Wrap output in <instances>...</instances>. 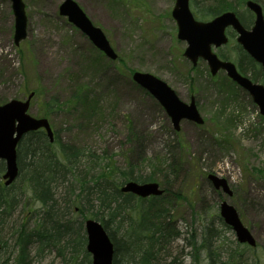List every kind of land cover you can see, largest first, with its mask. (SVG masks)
<instances>
[{"label": "rangeland", "instance_id": "1", "mask_svg": "<svg viewBox=\"0 0 264 264\" xmlns=\"http://www.w3.org/2000/svg\"><path fill=\"white\" fill-rule=\"evenodd\" d=\"M61 1L23 0L26 37L16 45L11 1L0 0V102L23 99L37 90L28 112L42 117L43 103L51 96L60 102L68 100L77 83L71 73H78V83L85 86L95 108L81 114L67 106L47 117L48 121L58 139L86 146L104 162L120 168L130 162L143 175L167 178L170 199L149 207L150 214H166L168 226L179 232L178 238H168L160 247L166 264H207L203 238L215 246L220 261L264 264V116L249 93L223 71L211 75L204 60L193 66L183 56L186 43L177 38L171 16L175 0H75L103 31L116 60L106 57L58 13ZM227 1L241 20L242 16L250 20L245 21L250 26L253 15L244 1ZM259 2L263 6V0ZM203 7V0H196V5L190 0L191 11L199 20L209 19L198 15ZM236 45L235 37L230 36L228 43L215 51L236 63ZM133 71L149 72L164 80L185 102L193 96L203 123L182 120L175 131L157 100L132 80ZM249 71L263 75L258 64ZM23 173L10 190L19 193L10 216L14 224H32L41 206L24 188ZM209 173L225 178L232 195L215 189L207 178ZM222 200L235 207L256 246L237 242L233 230L219 216ZM126 213L128 219L138 215L134 202ZM74 216L79 217L76 209L70 214ZM6 238L0 264H13L14 237ZM54 256L51 252L33 257L31 264H61Z\"/></svg>", "mask_w": 264, "mask_h": 264}, {"label": "trees", "instance_id": "2", "mask_svg": "<svg viewBox=\"0 0 264 264\" xmlns=\"http://www.w3.org/2000/svg\"><path fill=\"white\" fill-rule=\"evenodd\" d=\"M193 3L196 5V0ZM203 5L198 14L201 18H210L225 10L236 12L235 6L226 0H203ZM242 18L244 26L248 27L245 21L250 20ZM236 49L239 54L236 59L238 70L264 84V72L262 77L258 71L250 72L249 69L256 67L255 62L239 45H236ZM218 55L228 59L221 51ZM71 75L77 79V83L68 100L60 102L56 96H51L49 101L43 103V117L52 116L67 106L81 114L89 113V108H95L85 86L78 83V73L73 72ZM32 92L37 94V90ZM24 159H27L26 162ZM17 161V179L24 171V188H28L30 197L41 206L32 224L25 221L14 224L10 216L18 204L19 193L10 190L17 179L8 186L0 181V243L2 249L6 245L7 235L14 237L16 254L13 264H31L33 257H43L51 252L55 253L54 257H58L61 264H90V254L85 248L86 237L82 232L84 220L88 217L99 221L109 235L114 248L112 264H122L121 260L125 261L123 264L167 263L165 256H160L163 252L160 247L166 244L168 238H178L179 232L168 226L170 221L166 214H160V211L150 214L149 208L159 200L170 199V182L166 177L143 175L130 162L125 168L109 164L86 146L63 142L55 133L50 142L43 130L31 131L21 138L17 146ZM0 166L3 167V164L0 163ZM127 180H159L164 193L141 198L121 192L119 188ZM133 202L138 215L128 219L126 212L133 207ZM74 209L79 217H70ZM165 211L162 209L163 213ZM162 217L165 222H162ZM201 240L207 250V264H228V261L216 258L218 254L215 246L211 247L212 243L206 238Z\"/></svg>", "mask_w": 264, "mask_h": 264}, {"label": "water", "instance_id": "3", "mask_svg": "<svg viewBox=\"0 0 264 264\" xmlns=\"http://www.w3.org/2000/svg\"><path fill=\"white\" fill-rule=\"evenodd\" d=\"M10 1L14 15L13 40L18 45L20 40L26 37L27 15L23 0ZM245 6L254 15L250 28L244 27L232 10L223 11L206 21L198 20L190 9L189 0H175L171 16L176 22L177 38L186 42L183 56L192 65H196L199 59L204 60L211 75H215L219 70H224L228 78L250 94L258 106L259 113L264 116V84L255 82L240 73L234 62L219 58L213 50V48L227 43L228 37L225 30L227 27H231L237 34V43L260 64L264 72V14L262 6L256 0H246ZM58 13L66 16L67 20L79 28L106 57L111 60L117 58L116 52L103 31L91 22L75 0H62L58 6ZM131 77L164 108L175 130L180 129L182 120L197 124L203 123L193 96L189 102L181 100L174 89L164 80L149 72L133 71ZM32 96L33 92H30L23 99L12 98L0 104V160L4 163V170L0 174V178L3 179L5 186L16 180L19 174L17 146L25 134L44 129L49 141H53V130L47 118L35 117L28 112ZM207 178L215 189H221L228 196L232 195V190L225 178L211 173L207 175ZM119 189L121 192L132 193L143 198L159 196L163 193V189L156 181L127 180ZM219 215L224 223L231 227L239 243L255 246L256 241L252 233L240 220L235 207L227 200L220 202ZM84 230L85 248L90 254V264H112L113 243L103 225L94 218H86Z\"/></svg>", "mask_w": 264, "mask_h": 264}, {"label": "flooded vegetation", "instance_id": "4", "mask_svg": "<svg viewBox=\"0 0 264 264\" xmlns=\"http://www.w3.org/2000/svg\"><path fill=\"white\" fill-rule=\"evenodd\" d=\"M230 33H233V35H234L235 34V31L231 27H227L226 28V35H227L228 39L230 37Z\"/></svg>", "mask_w": 264, "mask_h": 264}]
</instances>
